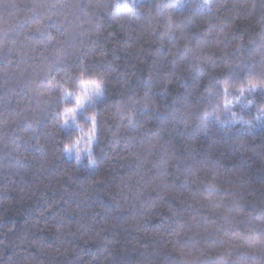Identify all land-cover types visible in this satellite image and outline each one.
Here are the masks:
<instances>
[{
    "label": "clouds",
    "instance_id": "9594fccd",
    "mask_svg": "<svg viewBox=\"0 0 264 264\" xmlns=\"http://www.w3.org/2000/svg\"><path fill=\"white\" fill-rule=\"evenodd\" d=\"M0 264H264V0H0Z\"/></svg>",
    "mask_w": 264,
    "mask_h": 264
},
{
    "label": "trees",
    "instance_id": "16d2710c",
    "mask_svg": "<svg viewBox=\"0 0 264 264\" xmlns=\"http://www.w3.org/2000/svg\"><path fill=\"white\" fill-rule=\"evenodd\" d=\"M47 197L44 195H38L30 200H26L20 207L15 209L13 212L7 214L13 219L19 217L35 218L39 211L46 205Z\"/></svg>",
    "mask_w": 264,
    "mask_h": 264
}]
</instances>
